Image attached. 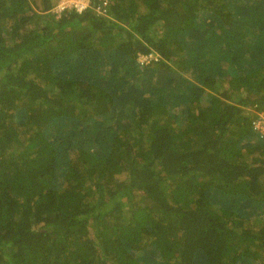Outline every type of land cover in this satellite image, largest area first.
Masks as SVG:
<instances>
[{
	"label": "trees",
	"instance_id": "obj_1",
	"mask_svg": "<svg viewBox=\"0 0 264 264\" xmlns=\"http://www.w3.org/2000/svg\"><path fill=\"white\" fill-rule=\"evenodd\" d=\"M55 1L0 0V264H264V0Z\"/></svg>",
	"mask_w": 264,
	"mask_h": 264
},
{
	"label": "built area",
	"instance_id": "obj_2",
	"mask_svg": "<svg viewBox=\"0 0 264 264\" xmlns=\"http://www.w3.org/2000/svg\"><path fill=\"white\" fill-rule=\"evenodd\" d=\"M111 0H56L51 12L56 15L69 11L71 9L81 13L89 8H93L99 15H106ZM151 56L142 55L140 61H148ZM252 117L253 128L261 135L264 136V106L260 108L256 103L253 106L247 107Z\"/></svg>",
	"mask_w": 264,
	"mask_h": 264
}]
</instances>
